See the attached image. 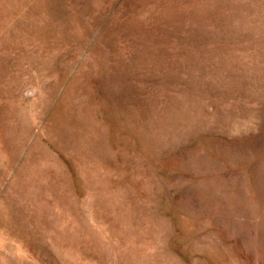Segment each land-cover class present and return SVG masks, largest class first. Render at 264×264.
Here are the masks:
<instances>
[{
	"label": "rangeland",
	"instance_id": "1",
	"mask_svg": "<svg viewBox=\"0 0 264 264\" xmlns=\"http://www.w3.org/2000/svg\"><path fill=\"white\" fill-rule=\"evenodd\" d=\"M0 264H264V0H0Z\"/></svg>",
	"mask_w": 264,
	"mask_h": 264
}]
</instances>
